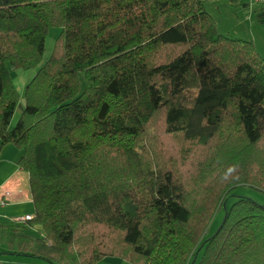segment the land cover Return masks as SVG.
<instances>
[{"label":"trees","instance_id":"1","mask_svg":"<svg viewBox=\"0 0 264 264\" xmlns=\"http://www.w3.org/2000/svg\"><path fill=\"white\" fill-rule=\"evenodd\" d=\"M51 29L19 96L9 72L39 65ZM10 145L33 217L0 225L3 254L264 264V207L249 199L206 239L237 187L264 194V61L218 34L201 0H0V152ZM234 165L239 179L223 180Z\"/></svg>","mask_w":264,"mask_h":264},{"label":"rangeland","instance_id":"2","mask_svg":"<svg viewBox=\"0 0 264 264\" xmlns=\"http://www.w3.org/2000/svg\"><path fill=\"white\" fill-rule=\"evenodd\" d=\"M217 1L218 0L208 1V2L202 1V5L205 12L215 22V25L217 27L216 31L218 32V34L230 39L238 38L244 41L247 40L246 39L247 37L244 36L243 32L240 31V29L238 28L239 25L238 21L241 22V20H245L244 15L241 13L242 10L240 9L241 10L240 11L237 10L236 8L228 7L226 4H224L225 2L218 3ZM249 24L250 23H247L246 27H248ZM59 33H60L59 29H51L48 32L44 45V53L42 55L41 62L39 63L38 66L28 70L17 69L15 71L9 72L12 85L19 96H22L26 85L35 76L39 67L49 59L52 53L54 41ZM238 39H234V40H238ZM262 56L264 59V55ZM259 57L262 59L261 56ZM17 120H18V114L15 113L10 122L9 130H12L14 128ZM20 156H21L20 151L11 145L4 147L0 152V164L4 167L3 168L4 176L3 177L0 176V194L1 193L4 194L5 192L11 194L16 189L18 190L24 189L28 191L27 176L25 173L21 171L19 172L18 170H16L18 171L16 172V175L13 176L10 180L6 181V177L8 176V174H10L12 170L17 169V167L15 166V162L17 163ZM3 161L6 162V164H4ZM236 198H246L264 207V194L257 192L251 188L237 187L234 191V194L224 202L223 207L215 214L212 222L208 227L206 239L210 238L215 234V232L221 225L224 216V211L225 210L227 211L230 208V206L235 202ZM12 218L13 219L16 218L15 205L11 206L9 204L6 208H4V206L3 208H0V225H9L11 222H13ZM200 257H201V253L198 256V259Z\"/></svg>","mask_w":264,"mask_h":264},{"label":"crops","instance_id":"3","mask_svg":"<svg viewBox=\"0 0 264 264\" xmlns=\"http://www.w3.org/2000/svg\"><path fill=\"white\" fill-rule=\"evenodd\" d=\"M208 2V1H207ZM218 3L225 2L228 7L236 8L240 10L244 15L245 20L238 21V28L243 32V35L246 36V42H250L255 51L259 56L262 57L264 55V6L256 5L251 0H218ZM216 8V7H214ZM250 23L248 27L246 24ZM217 29V27H216ZM238 39V38H234ZM242 40V39H238ZM244 41V40H242ZM264 60V59H263ZM4 164L6 162L3 161ZM13 163V162H12ZM11 164V162H10ZM16 166V162H15ZM3 166L0 164V176L3 175ZM16 168V167H15ZM14 169L8 174L6 177V181L10 180L13 176L16 175V172H20V170ZM8 195L7 199L4 200V196ZM1 201H5L6 204L3 205L6 208L9 204L16 206V218L12 221L14 222H22L24 217H33V210L29 192L24 189H16L13 193H1L0 194V203ZM12 203V204H11ZM0 204V208H3ZM16 220V221H15ZM4 253V247L0 245V264H46L39 260H34L26 257L14 256V255H6ZM97 264H127L119 259L115 258H105Z\"/></svg>","mask_w":264,"mask_h":264},{"label":"clouds","instance_id":"4","mask_svg":"<svg viewBox=\"0 0 264 264\" xmlns=\"http://www.w3.org/2000/svg\"><path fill=\"white\" fill-rule=\"evenodd\" d=\"M236 167L237 166H232L229 169H227L226 173L222 177L223 180H227L229 177H234V179H239L238 176H234V173L236 172Z\"/></svg>","mask_w":264,"mask_h":264},{"label":"built area","instance_id":"5","mask_svg":"<svg viewBox=\"0 0 264 264\" xmlns=\"http://www.w3.org/2000/svg\"><path fill=\"white\" fill-rule=\"evenodd\" d=\"M201 1H214V0H201ZM254 4L256 5H261L264 6V0H251ZM2 206L4 204H1ZM31 218L30 217H25L22 219V221H29Z\"/></svg>","mask_w":264,"mask_h":264},{"label":"water","instance_id":"6","mask_svg":"<svg viewBox=\"0 0 264 264\" xmlns=\"http://www.w3.org/2000/svg\"><path fill=\"white\" fill-rule=\"evenodd\" d=\"M25 106V103L23 100H21V107L18 108L17 113L20 112V109H22Z\"/></svg>","mask_w":264,"mask_h":264}]
</instances>
